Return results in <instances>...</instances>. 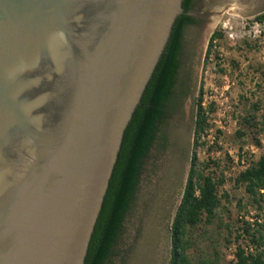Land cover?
Returning a JSON list of instances; mask_svg holds the SVG:
<instances>
[{
    "label": "water",
    "instance_id": "obj_1",
    "mask_svg": "<svg viewBox=\"0 0 264 264\" xmlns=\"http://www.w3.org/2000/svg\"><path fill=\"white\" fill-rule=\"evenodd\" d=\"M183 2L0 0V264H85L125 132ZM227 7L260 14L264 0H197L210 26L181 140L160 163H144L108 264L169 259L206 53Z\"/></svg>",
    "mask_w": 264,
    "mask_h": 264
},
{
    "label": "rangeland",
    "instance_id": "obj_2",
    "mask_svg": "<svg viewBox=\"0 0 264 264\" xmlns=\"http://www.w3.org/2000/svg\"><path fill=\"white\" fill-rule=\"evenodd\" d=\"M257 15L227 7L217 30L222 37L215 40L206 65L204 105L215 112L210 115L211 128L201 138L205 144L197 148V160L206 174L212 172L223 182L215 218L189 231V254L197 264L203 259L236 264L239 247L246 253L264 249V239L256 243L246 231L251 223V232L258 236L264 209L236 183L239 172L264 154V21H257ZM239 129L244 135L237 133ZM205 164L209 167L203 168ZM170 257L171 251L166 264Z\"/></svg>",
    "mask_w": 264,
    "mask_h": 264
},
{
    "label": "trees",
    "instance_id": "obj_3",
    "mask_svg": "<svg viewBox=\"0 0 264 264\" xmlns=\"http://www.w3.org/2000/svg\"><path fill=\"white\" fill-rule=\"evenodd\" d=\"M192 1L184 0L185 12L190 9ZM256 20L264 21V13L257 15ZM193 21L194 19L185 13L176 20L168 46L125 132L119 159L91 238L85 264H108L119 241L126 218L132 209L131 202L133 205L148 150L152 145L154 122L159 113V105L172 81L171 72L176 65L182 28L185 23ZM221 37L220 31H215L211 35L206 53L207 59L212 54L215 40ZM196 105L194 151L182 199L172 222L169 264H197L189 254L192 246L188 237L189 231L204 220L212 221L221 206L219 186L223 179H216L212 172L206 174L197 160V148L205 144V140L201 138L211 128L210 115L215 112L213 107L208 110L204 105L203 87L200 88ZM245 120L250 123L247 117ZM218 132L221 133V130ZM237 133L244 135L241 129ZM206 166L209 167V164H205L203 168ZM236 183L244 185L253 200L264 209V154L239 172ZM251 226L252 224L248 223L247 233L252 236L254 242L260 243L264 239L261 228H264V225L261 224L260 228L256 229L258 236L251 232ZM236 256V264H264V249L258 253H246L244 248L239 247ZM198 264L219 263L203 259Z\"/></svg>",
    "mask_w": 264,
    "mask_h": 264
},
{
    "label": "flooded vegetation",
    "instance_id": "obj_4",
    "mask_svg": "<svg viewBox=\"0 0 264 264\" xmlns=\"http://www.w3.org/2000/svg\"><path fill=\"white\" fill-rule=\"evenodd\" d=\"M196 2L197 0H193L190 9L184 11L194 21L185 23L182 28L180 45L176 53V65L171 72L172 81L162 98L159 113L154 122V138L146 160H152L155 163H160L166 154H174L183 133L186 106L192 90L194 66L202 40L210 26L208 18L202 19L197 15Z\"/></svg>",
    "mask_w": 264,
    "mask_h": 264
}]
</instances>
